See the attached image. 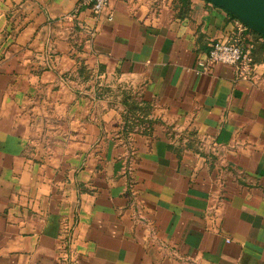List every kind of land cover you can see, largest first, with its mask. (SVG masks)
I'll list each match as a JSON object with an SVG mask.
<instances>
[{"label":"crops","instance_id":"crops-1","mask_svg":"<svg viewBox=\"0 0 264 264\" xmlns=\"http://www.w3.org/2000/svg\"><path fill=\"white\" fill-rule=\"evenodd\" d=\"M186 2L0 0V264H264V37Z\"/></svg>","mask_w":264,"mask_h":264},{"label":"built area","instance_id":"built-area-1","mask_svg":"<svg viewBox=\"0 0 264 264\" xmlns=\"http://www.w3.org/2000/svg\"><path fill=\"white\" fill-rule=\"evenodd\" d=\"M109 0H81V4L88 6L91 13L97 17L107 8ZM109 15V19H112ZM243 31L248 29L238 19ZM90 33H93L91 30ZM243 34L235 33L225 39H215L206 53L205 57L198 59L199 71L207 72L211 67L219 63L231 64L235 68L237 77L249 78L255 73V61L252 56L253 44L244 40ZM69 244V238L66 244ZM69 261V260H67ZM65 261V264H71Z\"/></svg>","mask_w":264,"mask_h":264},{"label":"water","instance_id":"water-1","mask_svg":"<svg viewBox=\"0 0 264 264\" xmlns=\"http://www.w3.org/2000/svg\"><path fill=\"white\" fill-rule=\"evenodd\" d=\"M242 21L250 29L264 35V0H208Z\"/></svg>","mask_w":264,"mask_h":264},{"label":"trees","instance_id":"trees-1","mask_svg":"<svg viewBox=\"0 0 264 264\" xmlns=\"http://www.w3.org/2000/svg\"><path fill=\"white\" fill-rule=\"evenodd\" d=\"M182 1L184 2V1H186V0H182ZM186 3H188V0H187ZM233 16H234V15H233ZM234 17H235V16H234ZM248 29H249L251 32L256 33L258 36L264 37L263 34H260V33H258V32H255V31H253L252 29H250L249 27H248ZM250 43L253 44L252 56H253V59L255 60V57H254L255 42H254V41H251ZM127 105H130V110H132V109H136V108H137V105H136V101H135V100H133L131 103L127 102Z\"/></svg>","mask_w":264,"mask_h":264}]
</instances>
